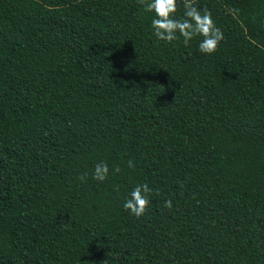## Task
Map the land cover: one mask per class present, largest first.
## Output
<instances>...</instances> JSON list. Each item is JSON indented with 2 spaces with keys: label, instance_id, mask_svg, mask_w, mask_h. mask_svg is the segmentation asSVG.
Returning a JSON list of instances; mask_svg holds the SVG:
<instances>
[{
  "label": "trees",
  "instance_id": "16d2710c",
  "mask_svg": "<svg viewBox=\"0 0 264 264\" xmlns=\"http://www.w3.org/2000/svg\"><path fill=\"white\" fill-rule=\"evenodd\" d=\"M144 2L0 0V264H264V0H194L211 54Z\"/></svg>",
  "mask_w": 264,
  "mask_h": 264
},
{
  "label": "clouds",
  "instance_id": "9594fccd",
  "mask_svg": "<svg viewBox=\"0 0 264 264\" xmlns=\"http://www.w3.org/2000/svg\"><path fill=\"white\" fill-rule=\"evenodd\" d=\"M179 0H147L144 8L153 12L151 18V31L157 40L165 42L179 41L188 45L193 38L200 37L197 48L204 54H211L219 43L224 39L222 28L213 19L208 9H201L194 0H183V13L177 15ZM129 167H134L132 160H128ZM118 166L112 172H119ZM110 174L109 164L104 161L97 162L91 172L92 178L97 181H104ZM88 175L85 173L81 176ZM153 190L147 182L135 184L123 200L122 207L129 210L136 217L143 215L150 206V194ZM165 207H172L171 200L164 201Z\"/></svg>",
  "mask_w": 264,
  "mask_h": 264
}]
</instances>
